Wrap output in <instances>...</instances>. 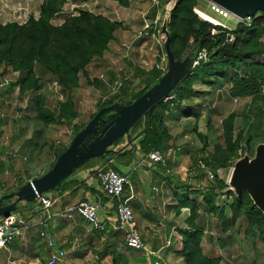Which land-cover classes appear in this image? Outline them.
I'll return each mask as SVG.
<instances>
[{"label":"trees","instance_id":"trees-1","mask_svg":"<svg viewBox=\"0 0 264 264\" xmlns=\"http://www.w3.org/2000/svg\"><path fill=\"white\" fill-rule=\"evenodd\" d=\"M111 1L117 2L121 7L128 5L127 0ZM198 2V0H179L169 14L167 32L170 38V51L175 60L179 59L186 48H189L190 52L204 49L207 52V62L190 70L168 96L167 101L162 100L152 107L142 117L141 125L139 123L142 119L135 124L140 125L137 128L140 131L134 139H130L127 134L124 137L126 139L124 145L120 146L124 139L122 138L110 148L104 159L97 161L100 163L99 167L108 160L114 161L117 153L134 140L135 144L130 149L141 155L146 156L153 149L166 151V145L170 144L171 137L164 119L169 115L174 101L179 103L195 93L191 88L196 83L216 86L218 90L224 89L232 99L252 98L253 101L258 102L259 104L252 103L253 107L243 116L240 131L235 137L233 123L236 116L230 114L220 121L222 141L215 145L211 156L203 160L204 169L199 167L195 159L201 150L192 153L193 158L190 157L192 164L188 165V170L198 172L199 181L203 180L207 183L205 190H201L200 185L192 189L189 185L192 178L180 182L177 175H166L161 170L164 178L180 185L181 192L174 194L177 211L180 209L189 211L185 221L187 228L179 232L182 239L181 250L175 255L180 257L184 264H218V259L207 257L201 248L206 235L205 219L211 217L218 221L222 234L229 232L238 221H243L245 223L243 234L257 240L264 250V215L253 205L245 192L236 196L226 191L227 185L224 180L217 178V170L227 169L230 163L237 159V151L248 152L253 158L255 148L264 144V93H261L264 90V12H257L250 19L249 26L238 23L232 29L225 30L198 20L193 12ZM65 3L66 0H42L37 19L28 16L23 24L15 22L0 24V70L9 69L18 74L19 93L22 95L31 90H39L40 80L35 74L37 67L41 72L49 75L65 95V100L59 102L53 112L41 106L37 107L38 119L45 126L61 122L71 124L77 120L78 114L71 94L79 87V76H83L88 81L87 66L94 59L103 56L115 32L120 28L119 24L81 8L76 10L75 16L67 18L59 26H54L51 19L61 13ZM194 25L198 27V31H193ZM212 28L217 32L213 36L209 33ZM227 35L233 37L231 43L226 42ZM163 74L164 72L154 66L147 73L145 88L142 91H136L135 83L132 84L131 81L123 84L116 97L100 104L96 113L101 108L115 103L131 104L150 89ZM97 88L103 89L104 85L100 83ZM187 112L191 115L189 109ZM96 113L89 116L88 122ZM86 124L74 126L72 139ZM201 139L203 142V138ZM66 148L63 147L56 152L52 164L43 174L53 167L57 157ZM86 166L87 164L82 165L72 175L86 169ZM112 166L113 163L109 168L112 169ZM206 172L213 175L212 180H207ZM63 184L64 182L61 186ZM21 186L18 185L14 191ZM61 186L53 192L60 191ZM199 195L200 201L190 199V196ZM219 196L230 199V203L224 202L222 206H218ZM226 209L230 213L229 218L225 216ZM219 244L223 246L222 243ZM126 250L131 249L126 248ZM108 255L111 257V264H117L116 260L123 258L115 250ZM260 257L259 254L258 258Z\"/></svg>","mask_w":264,"mask_h":264},{"label":"rangeland","instance_id":"rangeland-1","mask_svg":"<svg viewBox=\"0 0 264 264\" xmlns=\"http://www.w3.org/2000/svg\"><path fill=\"white\" fill-rule=\"evenodd\" d=\"M34 1L35 0H0V24H5L8 22L23 24V22L26 20V18L23 17L24 8H29V4H32ZM129 1L130 0H127V4H129ZM177 1L178 0H131L133 5L136 7L138 6L141 9H139L138 13H135L136 8H132L133 13H126L121 8H119L120 5H118L117 2L111 0H66L61 14L55 15L51 19L53 25H61L67 18L71 16V14L76 15V10L81 8L82 10L91 12L92 14L101 15L112 23L119 24L120 28L115 32L113 39L109 42L107 51L103 54V56L101 58L94 59L87 66L86 70L88 74V81H86L83 76H79V87L71 94L75 111L78 114V119L72 124H68V128L61 127V131H68L67 133L70 134L71 138L74 131L72 130L71 126H82L86 124L88 122L89 116L93 113H96L100 104L116 97L122 85H113L112 82L117 80L119 77V75L116 74L119 67L123 70V73L120 76H122V78L128 79V82L131 81L132 84L135 83L134 87L136 91H142L145 88L144 83L147 79V73L158 64L159 59L162 58V55L164 56L162 49L164 36L159 32L155 35V39L149 36L142 39H136L137 32L145 28V26L151 27L155 16L152 17L150 11L151 8L155 6H157L159 10L157 14L158 16L156 17L158 26L160 27L166 21L169 22L168 13H170L175 7V3ZM198 1L199 2L196 7H194L193 12H201L210 19L212 18L221 25L226 26V28L229 30L236 25V21L234 19L230 17L223 18L221 15L212 11L211 5L208 3V1L211 2L212 0ZM70 7H75L77 9H74L73 12H70ZM222 8L232 15L235 14L226 7ZM29 11L32 14L38 13L39 10L37 9V4L32 8H29ZM131 15H134L135 17H131ZM197 18L202 22L209 23L208 21H204L199 17ZM130 20H132L131 23ZM191 41L192 40L190 39L189 42ZM123 43L129 46L128 51L123 49ZM196 51L197 49H195L193 52L191 50L190 52V49L186 48V50L180 54L179 59H183L189 54H191V59H193L195 57ZM126 55L128 62L126 59H123ZM39 71L40 69L35 67V73L39 74ZM139 71L142 74L137 77L136 75ZM111 75L114 77L113 80L110 78ZM0 76L5 78V81L2 82L3 86L0 87V115L6 116L8 113L10 115L11 110L14 109V105L16 104L18 106V104L22 102V99L20 100L21 94L18 91V87L16 89L14 87L16 86L14 83L15 81H11L13 79L11 71L9 69L5 71L0 70ZM42 81L46 82L44 84H47L45 91L47 88H51V90H48L46 94L48 96L51 94L54 95L53 102H50L47 105V109L53 112L55 111L54 109L56 107L52 108V105L54 106L59 102H63L65 97L60 96L58 93L59 91H57L58 89H56L55 86H52V79L49 75L45 78H42ZM100 83L104 85L103 89L97 88ZM191 91L195 92V95L193 94L191 97H185L179 103L174 101L173 106L170 107L169 115H167V117L164 119L166 129L168 130V134L171 137L170 144L166 145L167 149L165 153L169 154V150L173 151V148L177 147L179 148L177 153H180L178 156V161L183 155L188 154L189 157H187L186 165H190L192 164L190 158H193L192 153L194 154V152L201 150V152H199L198 156L195 158L197 159V164H199L200 167V163L203 164V160H207L211 156L215 145L220 144L222 141L220 121L225 119L230 114H234L236 116V119L233 123V136L235 137L240 131L243 116L250 110V108L253 107L252 103H259L253 101L252 98L232 99L228 96L224 89L218 90L216 86H205L196 83L192 86ZM33 92L37 91L31 90L23 94H32ZM4 93H7V95L10 96L9 99L6 98ZM261 93H264V90H262ZM7 106H9V109H12L9 110ZM188 109L191 112V115L187 114ZM14 110V113H16L19 111V108H15ZM9 115L8 117L10 118ZM142 122L143 119L139 124L141 125ZM139 124L134 125L128 132L130 139H134V137L138 135V130L140 129L137 128H139ZM35 126H38V124H34L33 127ZM5 133V130L0 131L1 146L10 153L9 156L13 157L14 160H18L23 163H25L24 161L28 159L26 161V166L29 167L32 165L34 161L31 159V155L35 153L33 152V149L35 145H38L37 143L41 141L40 139H42V136H38V134H36L33 139L30 137L26 141H23L22 144L19 143L17 153L15 152L12 154L8 145H5L8 144V142L3 141ZM201 138H203V142L201 141ZM124 139L123 142L121 141L122 144L126 141V139ZM52 143H55L54 140H52V137L51 139H47L45 149L51 147H53V149L54 147L56 148L55 144L50 147ZM58 150L59 149L57 148L55 152ZM245 159L251 160L252 157L248 154V152L242 153L237 151V159L232 161L230 163L231 165L227 169H218L217 178L224 180L225 184L227 185V178L230 175L235 163ZM88 162L85 164H88ZM119 162L120 160L115 162L114 169L118 167ZM50 165L51 164L48 163L43 169H38L36 167H40V164H33L28 168V172L30 174L34 173V175L40 172L39 174L42 175L48 170ZM76 174L71 175L69 179L64 182L61 188H67L71 183H73L76 179ZM199 185L202 186L201 190H205L207 183L202 180L199 181ZM191 188L195 189L192 186ZM226 191L233 193V190H231L228 185ZM51 193H53V191ZM200 200L201 197L199 195V201ZM224 202L228 204L230 203V199H224L222 197L220 198L219 196L217 203L218 206H222ZM32 204L33 203L18 205L17 210L12 212L13 215L15 217H19L20 214L23 215V213H26L25 210L29 209ZM225 216L226 218L230 217L228 209H226ZM133 226L143 238L142 228L136 221L134 222ZM207 226L208 227H205V229L208 234L205 235V239L210 238V241L206 240V242L204 239L205 242L203 241L201 243V248L203 253L208 255L209 258L218 259V264H264V250L257 240H254V238L251 236L243 234V229L245 228V223L243 221H238L236 226L225 234L221 233V228L218 221L212 217L208 220ZM117 233L123 235L121 232ZM120 235L117 236L121 244L120 247L122 250H126ZM39 242H41L40 239ZM219 242L222 243L223 246H221ZM40 248L42 250V246H40ZM162 253L164 256L160 254V257L165 260H167V256L170 257L171 264H177V258L181 259L180 257L176 256V252H173L172 250H169L168 252L162 251ZM144 254L145 253L140 252L135 255V258L137 259L136 262L138 264H146L145 260L147 257ZM259 254L261 255L260 258H258ZM3 259H5L4 249L0 251V261H3ZM26 263H24L22 260V262L16 261L14 264ZM41 263H45L44 258L41 260ZM152 264H158L157 258L156 262H153ZM180 264H184L183 260Z\"/></svg>","mask_w":264,"mask_h":264},{"label":"crops","instance_id":"crops-1","mask_svg":"<svg viewBox=\"0 0 264 264\" xmlns=\"http://www.w3.org/2000/svg\"><path fill=\"white\" fill-rule=\"evenodd\" d=\"M41 2L42 0H35L32 4H29V8L37 4V9L39 10ZM29 8H24L23 17L26 18V20L28 16H33L37 19L38 16L35 15H38V13L32 14ZM119 8L126 13H133L132 8H136L135 13H138L139 9H141L133 5L131 0L126 8L121 6H119ZM158 12L157 6L151 8V16L153 17L154 15L155 19L158 16ZM131 17L135 16L131 15ZM131 21L132 20H130V23ZM11 73L13 75L11 81H15L14 83L16 86L14 87L16 89L19 79L18 74ZM35 74L40 80L39 90H36L37 92H33L32 94L27 93L26 95H21L20 100L22 99V102L19 103L18 106L16 104L14 105V109L19 108L18 112L14 113L15 110L12 108L9 109V106H7L9 110H12L10 115L9 113L6 116L0 115V131L5 130L7 133H5L4 137L2 134V137L4 142H8V144L5 145H8L12 154L15 152L17 153L19 143L22 144L23 141H26L30 137L33 139L36 134L42 136V139H40L41 141L38 142V145H35L33 149L35 153L31 155V159L34 161L32 165L39 163L40 167L36 168L43 169L48 163L52 164L55 158V150L57 148L61 149L63 147H68L72 137L70 138V134L67 133L68 131L63 132L60 130L61 127L66 128L69 126L67 123H50L45 126L43 122L38 119L36 112L37 107H42L43 104V107L47 108V105L53 102L54 95L51 94L48 96L46 94L51 88H47L45 91L47 84H44L46 82H43L42 78L48 75L41 71H39V74ZM141 74L142 73L139 71L136 76L138 77ZM110 78H112V80L114 79L112 75ZM4 79V77L0 76V87L3 86L2 82L5 81ZM51 84L58 89L57 91H59L58 93L60 96L65 97L59 87L54 83L53 79ZM4 94L6 98L9 99L10 96H8L7 93ZM56 105L57 104L54 106L52 105V108H55ZM34 124H38V126L33 127ZM71 128L74 130V126H71ZM139 131L140 130H138V132ZM51 137L55 143H52L50 147L55 144L56 148L54 147L53 149V147H51L45 149L46 140L51 139ZM134 144L135 140L129 145H126L123 150L119 151L116 155V159L112 161V169L128 180V185L125 188L121 201L126 205L128 204L127 206L132 210L134 222L136 221L142 228L143 240L147 248V252L144 254L147 257L145 260L146 264L156 262V258L158 264H171L170 257L167 256V260H165L160 257V254L164 256L162 251L168 252L172 250L177 253L181 250L182 239L179 236V232L187 228L185 221L189 216V211L187 209H180L177 211L176 209L177 203L174 194L181 192L179 189L180 185H177L174 181H168L162 175V169L145 161L144 155L132 151L130 147ZM122 145H124V143L120 146ZM177 151H179L177 147L173 148V151L169 150V154L165 153V151H161L167 162L168 168L173 171V175L178 176L180 182L192 178L189 185L198 188V172L189 171L188 165H186L189 155H183L179 162L178 156L180 153H177ZM9 154L10 153L1 146L0 140V197L9 195L14 192V189L18 185H24L40 175V172L36 173L37 175L28 172V168L32 166H26V161L28 159L23 163L14 160ZM119 160L118 167L114 169L115 162ZM99 164L97 160H90L86 169L76 174V179L72 184L67 188H60V191L50 193L55 202L49 210L43 211L38 203H33L29 209L25 210L26 213H23V215L20 214L21 219L25 222V227L21 229L22 236L15 238L14 241L3 248L5 259L0 261V264H14L16 261L22 262V260L24 263L27 262L28 264H46L51 250L48 249L44 241L39 238V233L42 229L41 226H39V222L46 216L49 218L46 233L52 238L54 243L52 251L62 250L65 253L64 260L61 264H111V257L108 254H111L114 250L123 256V258L116 260L117 264H138L135 258L138 251L122 250L120 241L117 237L120 233L111 229L116 219L113 208L114 205L105 196L99 183L93 176V171L99 167ZM190 199L199 201V196H190ZM80 202H87L96 206L97 214L107 230L106 234H96L89 228L83 219L75 214L72 215L71 218H67L64 215L67 208ZM8 204H10V202H4L2 205ZM208 220L209 219H205V227H208ZM205 234H208L207 231ZM122 236L123 235H120V238L123 243ZM39 239L41 242H39ZM206 240L210 241V238L205 239V241ZM115 243H117V245H115ZM40 246H42V250ZM206 256L208 257V255ZM43 258L45 263H41ZM177 261V264L182 263L181 259L177 258Z\"/></svg>","mask_w":264,"mask_h":264},{"label":"water","instance_id":"water-1","mask_svg":"<svg viewBox=\"0 0 264 264\" xmlns=\"http://www.w3.org/2000/svg\"><path fill=\"white\" fill-rule=\"evenodd\" d=\"M212 1L244 17H252L257 11H264V0ZM167 24L168 21L160 27L156 25L154 28L164 36L162 47L166 63L164 74L131 104L115 103L101 108L73 137L66 150L57 157L48 172L28 181L9 195L0 197V217L8 216L20 204L35 203L42 195L51 193L88 161L104 159L110 148L124 138L152 107L167 99L177 85L189 74L191 54L183 59H174L170 51ZM192 29L193 31L199 30L195 25ZM227 185L236 196L245 192L253 205L264 215V144L256 148L251 160L245 159L235 163L227 178ZM8 201L12 202L2 205Z\"/></svg>","mask_w":264,"mask_h":264},{"label":"built area","instance_id":"built-area-1","mask_svg":"<svg viewBox=\"0 0 264 264\" xmlns=\"http://www.w3.org/2000/svg\"><path fill=\"white\" fill-rule=\"evenodd\" d=\"M208 3L211 5V9L212 11H214V13L221 15L223 18H227V17L232 18L236 21V24L239 23L249 26L250 19L253 17V16L244 17L235 12L234 13L236 15L235 14L232 15L231 13L226 12L222 8L223 6H221L220 4L214 1L211 2L208 1ZM74 9L77 8L70 7V12H73ZM194 13L200 19H202V16H205L201 14V12L194 11ZM71 16H75V14L74 15L71 14ZM153 20L154 22L151 24V27L145 26V28L137 32L136 39H142L148 36L155 39V35L158 34L160 31L154 29L155 26L158 25V23L155 18ZM208 22L213 27H221L222 29L229 30L228 28H226V26L221 25L212 18L211 19L209 18ZM209 33L211 36H213L217 32L214 28H212ZM232 41H233V37L231 35H227L226 42L231 43ZM122 47L126 51L129 50V46L124 43L122 44ZM123 59H126V61L128 62L127 55ZM207 60H208L207 52L204 49L197 50L195 53V57L191 59L190 70H193L202 63H206ZM155 68L161 72H165L166 63H165V57L163 55L162 58L159 59L158 64L155 65ZM122 73L123 70L119 67L116 72V74L119 75V77L117 80L112 82L113 85L116 84L123 85L124 83L128 82V79L122 78V76H120ZM167 100L168 98L165 99L164 101ZM144 160L150 163L151 165L160 167L166 175H171L173 173V171L168 168L167 162L163 157L161 151L157 149H153L150 152H148L144 157ZM111 164H112V160H108L101 167L93 171V176L99 183L103 193L108 198V200L112 202L114 205L113 208L116 219H115V224L111 226V229L113 231L121 232L123 234V244L126 248H129L134 251L146 253L147 248L145 242L133 226L134 225L133 214L130 208L121 201V198L125 192V188L128 185V180L126 177L110 169L109 165ZM200 165H201L200 168L204 169V166L202 164ZM205 175L207 180L213 179V175L211 173L206 172ZM0 179H1V171H0ZM54 202L55 200L52 198L50 193L46 195H42L36 201V203L39 204V206L43 209V211L49 210L54 204ZM73 214L83 219L85 223L89 226V228L93 230L95 233L97 234L107 233L105 226L103 225L97 214L96 206L94 204H90L87 202H80L72 207L67 208L64 212V215L67 218H71ZM48 220L49 218L46 216L39 222V226H41L42 228L39 233V238L43 240L46 247L51 250L46 264H61L64 260L65 253L62 250L52 251L54 247V243L52 238L46 233ZM23 227H25V222L23 221V219H21L20 216L15 217L13 213H11L6 217H0V250L5 248L15 238L21 237L22 236L21 229Z\"/></svg>","mask_w":264,"mask_h":264},{"label":"bare ground","instance_id":"bare-ground-1","mask_svg":"<svg viewBox=\"0 0 264 264\" xmlns=\"http://www.w3.org/2000/svg\"><path fill=\"white\" fill-rule=\"evenodd\" d=\"M201 14H203V13H201ZM203 15H205V14H203ZM202 19H204V20H209V17H207L206 15L205 16H202Z\"/></svg>","mask_w":264,"mask_h":264}]
</instances>
